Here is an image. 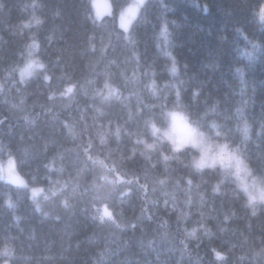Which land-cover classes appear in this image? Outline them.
<instances>
[{
	"label": "trees",
	"instance_id": "1",
	"mask_svg": "<svg viewBox=\"0 0 264 264\" xmlns=\"http://www.w3.org/2000/svg\"><path fill=\"white\" fill-rule=\"evenodd\" d=\"M133 4L0 0V165L14 157L27 180L0 182V264H264V208L253 216L219 172H192L189 153L166 161L134 143L178 102L264 178V0H147L125 32L119 12ZM31 58L48 81L32 68L21 82ZM105 83L118 99L101 102ZM109 169L130 181L108 197L121 227L92 219ZM36 186L60 194L39 212Z\"/></svg>",
	"mask_w": 264,
	"mask_h": 264
},
{
	"label": "clouds",
	"instance_id": "2",
	"mask_svg": "<svg viewBox=\"0 0 264 264\" xmlns=\"http://www.w3.org/2000/svg\"><path fill=\"white\" fill-rule=\"evenodd\" d=\"M33 49H36V45L33 44ZM35 60L34 76L43 74L44 81H48L50 77L46 74L47 65L39 59ZM97 95L101 97V102H106L112 99L119 98V91L114 86L105 83L104 91H98ZM244 139H248L247 133L251 128L247 122L244 126ZM148 136L150 139L141 138L134 141L142 147L143 154L147 153H159V155L166 161L179 158L184 153H189L191 156L189 167L192 172L197 175H201L208 171L219 172L221 175L220 183L224 182L225 178H230L236 192L243 197L244 206L251 210V214L255 216L260 208H264V178L256 176L252 169H249L247 173V181H245L243 174H238L235 168L229 166L221 167L220 164L213 165V158L221 152L222 149H226L228 153L233 154L239 158L240 150L238 146L233 145L226 139H219L221 133L218 130V125L214 122L209 126V129H205L196 120L193 119L187 109L180 103H176L174 106L165 110L159 120L149 119L147 121ZM167 149V152L164 149ZM203 157V159H202ZM207 161V166L205 165ZM96 164L100 167L106 168L101 160H95ZM114 175L109 176L107 174L99 176V183L94 184V190L97 195L94 197V203L92 209H95V213L92 216L93 220L100 221V215L103 209H108L113 212V223L116 220V213L110 206L108 197L116 189L117 186L130 183L123 175L117 174L115 169H109ZM191 184V180L188 181ZM250 183L255 187L254 192L245 190V183ZM24 185L27 186V180H24ZM40 189L39 199H35L33 203L39 206V211H42V202L52 201L53 198L58 197L60 194L58 191H54L45 186H36ZM219 185L213 187V191L217 192ZM61 207L69 208V202L66 198L61 197L59 199ZM38 211V212H39ZM47 215V213H45ZM121 227V225L117 226ZM189 235L195 236V230ZM10 255V248L5 246L0 250V256Z\"/></svg>",
	"mask_w": 264,
	"mask_h": 264
},
{
	"label": "snow or ice",
	"instance_id": "3",
	"mask_svg": "<svg viewBox=\"0 0 264 264\" xmlns=\"http://www.w3.org/2000/svg\"><path fill=\"white\" fill-rule=\"evenodd\" d=\"M147 3V0H138V2L136 4L130 5L125 11L123 12H119V16H120V26L121 28L124 29L125 32H127L129 30V26L131 25L132 21L134 19H136L138 12H140L141 7H145ZM114 7V4H113ZM115 8V7H114ZM204 12L207 13L208 8L205 5L204 6ZM113 14L114 13H110ZM97 16H99V12H97ZM259 20L261 21L262 24H264V5H262L259 9ZM40 21H37V23H39ZM95 22V21H94ZM27 26V25H25ZM239 31V29H238ZM162 35H164L165 39H167V37L170 35V33L168 32L167 27L164 28ZM34 45H36L34 43ZM254 48L258 47V45L253 44L252 45ZM36 48H38V45H36ZM167 55L170 57L171 61H172V68L171 71L173 74H175L177 72V62L174 58V56H172V53L169 52L167 53ZM36 64L35 60H31L27 63V65L24 67V69L21 70V82H23V77L25 76V74H30V70L34 67V65ZM237 71H241L240 69H237ZM72 92V88L69 87L66 90V93H71ZM177 95L179 96V92H177ZM51 99V97H50ZM262 126H264V122H262ZM101 143H104L103 138H101ZM203 159V157H202ZM235 161L236 162V168H237V173L239 174V172L241 171H246L248 172L249 169L246 165H244L243 161H241L239 158L235 157L233 154L228 153L226 151V149H222L220 153H218L214 158H213V165L215 164H220L221 167L224 166H231L232 162ZM93 163H95V160L93 161ZM101 163H103V161H101ZM203 166H207L206 164ZM48 167L50 169H52L54 167L53 164H49ZM13 175L19 177V173L17 172L16 168H15V158L14 157H10L7 167H3L2 165H0V182H8L11 183L13 186L16 187H26L24 185V179L23 177H19V182H17V180L13 179ZM54 191H56L54 188L52 189ZM245 190H247V187L245 185ZM40 194V189L38 187H31L30 188V199L32 201H35L36 197H38ZM8 205L11 207V202H8ZM36 210L39 211V206L36 205ZM100 222L101 224H106V223H112L115 224L116 226H119V224L117 223V221L115 223H113V212L109 211L108 209H103L100 215ZM215 251V250H214ZM217 257L220 259H223V257L221 256V254L219 252L216 253Z\"/></svg>",
	"mask_w": 264,
	"mask_h": 264
},
{
	"label": "rangeland",
	"instance_id": "4",
	"mask_svg": "<svg viewBox=\"0 0 264 264\" xmlns=\"http://www.w3.org/2000/svg\"><path fill=\"white\" fill-rule=\"evenodd\" d=\"M136 1V3L138 2V0H135ZM119 26H120V24H119ZM120 28H121V26H120ZM123 29V28H122ZM124 30V29H123ZM239 159L241 160V161H243L240 157H239ZM8 161H9V158H7V160L5 161V163H7L8 164ZM4 163V164H5ZM205 164H207V161H205L204 162ZM244 163V162H243ZM7 164H6V167H7ZM244 165H246L245 163H244ZM247 166V165H246ZM3 167H4V165H3ZM5 167V168H6ZM230 168H235L236 170H237V168H236V162L235 161H233L232 162V164H231V166H229ZM15 168H16V166H15ZM249 169V168H248ZM16 170H17V168H16ZM17 172H18V170H17ZM19 173V172H18ZM240 174H243L244 175V178H245V181H247V173L248 172H246V171H241V172H239ZM19 177H21V175L19 174ZM19 177H17V176H15V175H13V179H15V180H17V182H19ZM11 184V183H10ZM245 185H246V187H247V190H249L250 192H254L255 191V187L253 186V185H251L250 183H245ZM42 204H44V205H46V206H48V203L47 202H42Z\"/></svg>",
	"mask_w": 264,
	"mask_h": 264
}]
</instances>
